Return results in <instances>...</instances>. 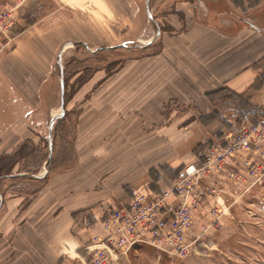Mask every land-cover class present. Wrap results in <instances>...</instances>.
I'll list each match as a JSON object with an SVG mask.
<instances>
[{"label":"rangeland","instance_id":"rangeland-1","mask_svg":"<svg viewBox=\"0 0 264 264\" xmlns=\"http://www.w3.org/2000/svg\"><path fill=\"white\" fill-rule=\"evenodd\" d=\"M201 1L204 14L211 7L230 12L233 20L248 15L260 21L256 11L262 0H8L14 25L2 41L0 86L9 92L10 105L17 103L23 109L25 138L13 151L0 154L13 157L11 164L6 160L1 164L0 192L17 193L20 184L32 183L25 192L37 193L45 188L50 173L81 169L76 148L81 123L94 157L91 169H97V159L105 153L112 156L113 150L130 146L121 127L129 122L128 115L142 119L150 113L140 109L141 103L146 96L154 100L160 96H150L145 89L162 88L166 78L161 75L160 55L168 49L174 58L165 59L163 75L170 90L171 85L175 88L176 38L182 19L176 4ZM169 95L171 100L178 94ZM218 95L228 93L222 89ZM128 100L137 102L139 109L120 110V103ZM242 109L247 123L264 118V108L243 104ZM9 113L10 119L16 117V110ZM151 113L155 119V110ZM18 124L22 129L21 120ZM211 144L199 147L198 162ZM111 156L105 160L113 161ZM212 184L215 191L206 196L203 211L219 218L186 257L172 258L139 245L122 264H264V185L230 183L223 177L211 179ZM212 220L194 217L193 232L199 233Z\"/></svg>","mask_w":264,"mask_h":264},{"label":"crops","instance_id":"crops-1","mask_svg":"<svg viewBox=\"0 0 264 264\" xmlns=\"http://www.w3.org/2000/svg\"><path fill=\"white\" fill-rule=\"evenodd\" d=\"M190 4H176L182 15L176 38V89L171 85L170 90L163 75L165 59L174 58L168 49L160 55L161 75L166 78L161 90L145 89L150 96H160L155 100L146 96L141 103L140 109L150 113L142 119L128 115L129 122L121 127L130 146L113 150V161L105 160L111 156L105 153L99 157L102 162L97 159V169H91L94 157L81 123L76 145L81 169L50 173L37 193L25 192L32 183H19L17 193L1 191L0 264H89L88 248L105 235L101 217L106 207L120 208L137 194L168 190L186 165L198 162L199 147L246 122L243 104L264 108V12L260 13L264 0L256 11L260 21L248 15L233 20L230 12L211 7L205 17L202 1ZM222 89L228 96L218 95ZM8 93L0 86V154L13 151L25 138L23 109L10 105ZM169 94L178 95L169 100ZM120 107L139 109L129 100ZM10 110H16V117L10 119Z\"/></svg>","mask_w":264,"mask_h":264},{"label":"built area","instance_id":"built-area-1","mask_svg":"<svg viewBox=\"0 0 264 264\" xmlns=\"http://www.w3.org/2000/svg\"><path fill=\"white\" fill-rule=\"evenodd\" d=\"M11 16L8 0H0V51L14 25ZM216 177L230 183L264 185V118L228 131L205 152L201 162L185 166L171 188L161 194H137L120 208L106 207L101 217L105 235L88 248L89 264H122L139 245L172 258L186 257L219 218L203 211L206 196L214 194L210 182ZM203 215L214 221L194 233V217Z\"/></svg>","mask_w":264,"mask_h":264},{"label":"trees","instance_id":"trees-1","mask_svg":"<svg viewBox=\"0 0 264 264\" xmlns=\"http://www.w3.org/2000/svg\"><path fill=\"white\" fill-rule=\"evenodd\" d=\"M11 158H13V157H10V158H9V157H6V156H2V157H0V173H1V172H2V173L4 172V171H3V167H2L1 164H3V162H6V161L9 162V163L11 164V161H10ZM5 160H6V161H5ZM13 160H14V159H13ZM7 162H6V163H7ZM9 163H8V164H9ZM7 167H8V166H7ZM2 197H3V194L0 192V200H1Z\"/></svg>","mask_w":264,"mask_h":264},{"label":"water","instance_id":"water-1","mask_svg":"<svg viewBox=\"0 0 264 264\" xmlns=\"http://www.w3.org/2000/svg\"><path fill=\"white\" fill-rule=\"evenodd\" d=\"M119 46H124V45H119ZM113 48V47H112ZM63 91H64V88H63V82H62V86H61V93H62V97H61V106H62V103H63ZM55 119H52L51 121V124L53 123Z\"/></svg>","mask_w":264,"mask_h":264}]
</instances>
